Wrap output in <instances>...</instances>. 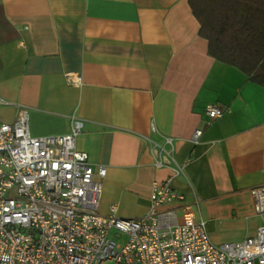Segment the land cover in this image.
<instances>
[{"label": "crops", "instance_id": "1", "mask_svg": "<svg viewBox=\"0 0 264 264\" xmlns=\"http://www.w3.org/2000/svg\"><path fill=\"white\" fill-rule=\"evenodd\" d=\"M199 28L189 0H0V119L27 105L44 135L82 117L76 145L106 166L102 213H145L153 180L170 178L214 242L242 240L264 223V84L212 56ZM164 136L181 174L154 165Z\"/></svg>", "mask_w": 264, "mask_h": 264}, {"label": "built area", "instance_id": "2", "mask_svg": "<svg viewBox=\"0 0 264 264\" xmlns=\"http://www.w3.org/2000/svg\"><path fill=\"white\" fill-rule=\"evenodd\" d=\"M205 112L214 118L224 108L208 103ZM84 126L72 115L68 132L33 135L24 104H17L14 121L0 119V264H264V223L242 240L216 243L170 178L153 180L150 207L139 216L100 212L106 166L77 147ZM202 132L197 126L193 141ZM151 143L156 167L183 173L174 137ZM178 201L181 207L171 206Z\"/></svg>", "mask_w": 264, "mask_h": 264}, {"label": "trees", "instance_id": "3", "mask_svg": "<svg viewBox=\"0 0 264 264\" xmlns=\"http://www.w3.org/2000/svg\"><path fill=\"white\" fill-rule=\"evenodd\" d=\"M208 52L264 84V0H189Z\"/></svg>", "mask_w": 264, "mask_h": 264}, {"label": "rangeland", "instance_id": "4", "mask_svg": "<svg viewBox=\"0 0 264 264\" xmlns=\"http://www.w3.org/2000/svg\"><path fill=\"white\" fill-rule=\"evenodd\" d=\"M116 233V232H115ZM117 238L120 240V241H125L127 239V236L125 233H120L119 236H117Z\"/></svg>", "mask_w": 264, "mask_h": 264}]
</instances>
